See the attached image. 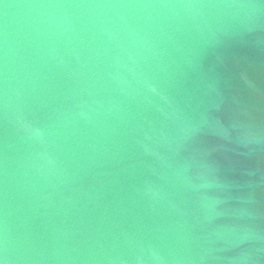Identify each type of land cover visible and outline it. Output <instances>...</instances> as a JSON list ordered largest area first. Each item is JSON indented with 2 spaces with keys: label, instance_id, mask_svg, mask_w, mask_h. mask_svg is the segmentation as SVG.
Masks as SVG:
<instances>
[{
  "label": "water",
  "instance_id": "obj_1",
  "mask_svg": "<svg viewBox=\"0 0 264 264\" xmlns=\"http://www.w3.org/2000/svg\"><path fill=\"white\" fill-rule=\"evenodd\" d=\"M0 264H264V0H0Z\"/></svg>",
  "mask_w": 264,
  "mask_h": 264
}]
</instances>
